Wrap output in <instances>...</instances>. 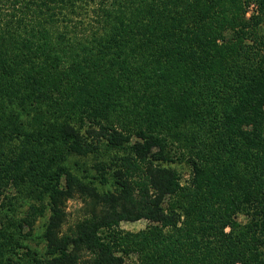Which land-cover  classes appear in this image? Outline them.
I'll return each mask as SVG.
<instances>
[{"label": "trees", "instance_id": "trees-1", "mask_svg": "<svg viewBox=\"0 0 264 264\" xmlns=\"http://www.w3.org/2000/svg\"><path fill=\"white\" fill-rule=\"evenodd\" d=\"M9 182L47 197L16 223L47 205L31 264H264V0H0ZM17 244L0 229V264Z\"/></svg>", "mask_w": 264, "mask_h": 264}, {"label": "rangeland", "instance_id": "rangeland-1", "mask_svg": "<svg viewBox=\"0 0 264 264\" xmlns=\"http://www.w3.org/2000/svg\"><path fill=\"white\" fill-rule=\"evenodd\" d=\"M67 166L74 170V172H79V166H86L87 168L92 163L91 157H81L77 155L68 154L63 161ZM78 163L79 166L76 164ZM174 168L178 171L181 176L182 184H186L190 179L191 169L188 165L176 163ZM95 173V172H94ZM21 187H23L21 185ZM106 188V185L102 186ZM4 193V194H3ZM0 194V204L4 199V204L1 207L0 212V229L6 231V234H14L17 238L18 244L14 247V251L10 253V261L8 264H31L28 260L27 252L30 255H35V257H40L45 252V243L42 239V232L44 229L46 217L48 215V207L45 205L44 215L37 217L32 225H28L27 222H23V227L20 229L16 225L18 221H24L23 218L27 213L29 204H45L47 197L44 196L42 201L36 199V193H28L25 189H19L14 185V182H9L4 192ZM7 195V198L5 196ZM83 204L77 197L71 198L66 203V223L63 226L64 230L70 229L75 221L82 216ZM239 222H243L245 217L239 215L237 217ZM22 223V222H21ZM150 223L145 219H139L136 221H121L119 224V229L124 232L135 233L140 230L146 229ZM12 259V260H11ZM124 264H140V261L135 253H129L124 256ZM12 261V263H11Z\"/></svg>", "mask_w": 264, "mask_h": 264}]
</instances>
